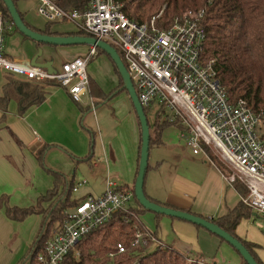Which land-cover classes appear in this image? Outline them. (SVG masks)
<instances>
[{"label": "built area", "instance_id": "built-area-1", "mask_svg": "<svg viewBox=\"0 0 264 264\" xmlns=\"http://www.w3.org/2000/svg\"><path fill=\"white\" fill-rule=\"evenodd\" d=\"M61 3L38 0L37 13L51 23H72L77 30L119 50L145 111L152 113L156 122L176 125L181 140L194 154H202L214 164L215 160L224 163L231 170L228 174L222 172L230 186L235 188L241 182L247 189L248 194L241 195L242 203L264 214V114L255 112L244 98L232 100L220 80L216 61L207 60L203 54L207 40L205 10L178 15L165 28L158 20L167 10L166 5L150 21L140 23L130 19L118 0H85L74 9ZM12 28L0 9V72L27 81L56 80L75 102L81 103L90 93L87 70L99 54L98 47L90 46L86 54L51 73L29 61L7 56L5 43ZM107 182L99 195L86 193L72 198L77 202L64 212L63 223L39 257L41 264H64L85 236L118 213H126L127 223L131 217H138L133 189ZM86 183H76L73 191L78 193ZM148 242L167 245L150 228L138 231L133 244L146 247ZM125 252V245L119 243L117 254ZM186 258L192 264H208L205 259Z\"/></svg>", "mask_w": 264, "mask_h": 264}, {"label": "crops", "instance_id": "crops-1", "mask_svg": "<svg viewBox=\"0 0 264 264\" xmlns=\"http://www.w3.org/2000/svg\"><path fill=\"white\" fill-rule=\"evenodd\" d=\"M24 16L26 21V13ZM52 25V31L58 33L78 32L77 30L61 31L52 28ZM45 27L46 25L38 29H45ZM14 31L16 30L12 28L8 32L7 39ZM21 36L26 39L22 34ZM31 42L28 49L29 62L41 47L44 50L42 61H54L56 70H59L65 62L86 54L90 49L89 45L84 44L61 48L59 46L43 47L34 41ZM6 54L10 59L12 58L7 50ZM54 56L56 61L58 56L62 58L58 67L55 65ZM95 59L97 64L89 65L90 79L96 91L101 90L108 95L120 85V76L115 70L112 58L105 53H99ZM18 81L26 80L4 71L0 72V97L8 92L11 95L8 111L0 110V259L5 261L2 264H19L23 260L43 222L41 214L30 215L22 222L15 221L6 214L8 205L18 208L36 206L39 196L46 194L54 187L53 176L49 175L39 162L37 156L39 150L50 147L45 151L47 167L65 173L68 175V180H73L77 184L86 180L76 179L77 170L83 168L85 164L92 170L91 179L104 183L102 190L94 193L86 180L87 183L83 185L78 195L73 197L77 199L86 193L96 195L103 193L108 180L116 182L119 186L133 187L139 167V146L142 137L140 120L135 114L133 103L127 92H122L128 96L121 101L126 109L123 114H120L121 117L116 116L118 112L114 107L109 108L112 98L94 100L89 93L84 96L81 103H77L68 90L59 85L46 86L43 90L46 93L45 100L21 113V104L28 99L29 95L23 85L19 84L16 87L15 82ZM86 98L87 102H85ZM101 100L103 102H100ZM98 135L101 137L106 157V160L100 159L101 162L96 161L95 151L92 149L95 147ZM88 156L90 158L85 159ZM205 161L212 163L210 160ZM212 164L216 171L210 169L204 178L197 176L201 179L196 177L201 182L197 184L179 176L173 177L162 160L156 161L153 165L150 164L152 169L148 171V174L152 172L153 182L150 183L149 176L148 178L146 176L145 191L148 196L160 203H167L175 208L190 211L192 214L204 218L223 217L229 209H233L240 202L241 195L224 179L221 169L216 164ZM161 171L169 181L173 180V186L178 188L177 190L167 192L166 195L158 194L161 190L158 174ZM164 217L165 215L160 218L154 216L155 229L158 236L160 237L159 233L162 236L159 239L169 245L171 243L164 241L168 239V233L162 226ZM245 220L243 218L239 223L237 234L240 238L259 244L257 252L264 261V237L261 233L248 228L246 224L243 226L242 223L247 221ZM169 222L175 232L176 239L172 242V246L176 251L192 258L201 257L199 259H205L210 264H244L241 256L231 249L232 247L222 243L218 237L206 229L184 220ZM156 225L160 230L162 229V232L156 228ZM221 254L223 257H220ZM211 258H213L212 262Z\"/></svg>", "mask_w": 264, "mask_h": 264}, {"label": "trees", "instance_id": "trees-1", "mask_svg": "<svg viewBox=\"0 0 264 264\" xmlns=\"http://www.w3.org/2000/svg\"><path fill=\"white\" fill-rule=\"evenodd\" d=\"M18 1L19 0H14L16 5L18 4ZM83 1L85 0H62L61 4L69 9H74L77 8ZM118 1L122 5V10L126 12L130 19L140 23L150 21L157 14H159L162 10L161 8L166 5L167 10L163 14L162 18L158 20L159 24L165 28L169 27L172 19L178 15H183L188 11H201L204 9L206 13L204 23L206 27L207 40L204 45L203 54H205L207 60L216 61V67L219 71L220 80L223 85L226 86L232 100L237 101V99L244 98L248 101L250 107L255 112H261L264 114V0ZM0 9L5 14L6 20L9 24H12L13 28L20 32V30L15 26L4 0H0ZM19 12L22 14L24 19V13L20 10ZM52 24L53 23L47 21L45 29H38L29 24L28 26L30 29H34L44 35L90 36L86 32L80 30L76 33H58L56 31H52ZM23 36L24 38L29 39L25 35ZM35 43L39 46L43 45L38 42ZM98 50L99 53L103 52L99 48ZM114 65L116 72L120 76V85L117 89L113 90L112 93L107 95L104 92H101V90L96 91L95 86L90 79L89 89L94 100L97 98L107 100L119 93L128 92L123 88V78L115 63ZM15 84L16 87L19 84L23 85L24 90L29 95L28 99L24 100L21 104V113H24L30 106L34 104H41L45 100L46 93H44L43 90L46 86H60V83L56 80H26L18 81L17 83L15 82ZM102 100L100 102H103ZM10 101V92L0 97V110L4 112L8 111ZM145 112L147 115V111ZM1 120H3V118ZM155 125L157 136L154 138L150 133V148L155 145L160 146L162 143L161 127L165 125L172 126L170 122H160V120H158ZM141 146L142 137L139 146L140 152L138 164L142 153ZM48 148L50 147H47L46 149ZM46 149L43 148L39 150L37 152V156L42 168L45 169L49 175L53 176L54 187L46 194L39 196L36 206L28 208L10 207L9 205L6 206L7 216L18 222H22L30 217V215L34 214H41L43 216V222L38 235L31 244L26 256L19 264H41L39 262V257L40 255L45 254V246L48 240L52 238L55 230L63 223L65 218L64 212L70 205L77 202L75 199H72V191L76 183H74L73 180H68V175L65 173L47 167L45 163ZM92 155L93 154L91 153V156ZM73 158L78 160L76 157ZM89 158L90 156L85 159ZM148 165L149 171L152 169V165H150V163ZM217 166L219 167L220 165ZM139 168L140 166L138 167L137 175ZM127 188H132L134 196L136 197L135 185ZM235 189L240 195L245 196L248 194L247 189L241 182H237L235 184ZM145 194L147 195L146 191ZM147 197L159 205H165L175 210L179 209L164 202L160 203L148 195ZM135 205L134 211L138 214L137 218L131 217L130 222L127 223L124 220L126 213L116 214L111 221L105 223L94 232L85 236L77 247L66 257L64 264H192L188 262L183 253L176 251L169 245H166L165 247L155 246L154 243L148 242L146 247H142L140 245L133 244L136 233L140 230H147L142 220V216L148 211L140 204L137 197ZM187 212L191 213L190 211ZM154 214L156 218H160L164 215L157 213ZM252 215L253 211L246 207L242 203V200H240V202L233 209H229V212L225 214V216L219 218L212 217L210 220L229 232L239 241H242L251 255L255 257L257 262H259V264H264V261L257 252V248H259L260 245L245 240L242 237L240 238L237 234V228L241 220L243 218H250ZM198 227L203 228L201 226ZM156 228H158V225H156ZM153 231L159 238L157 229ZM210 233L218 237L214 233ZM219 239L222 243L227 242L221 238ZM119 243L125 245V253L117 254ZM110 254H115V257L111 258ZM241 258L243 259L244 264H248L244 260L243 256H241Z\"/></svg>", "mask_w": 264, "mask_h": 264}, {"label": "rangeland", "instance_id": "rangeland-1", "mask_svg": "<svg viewBox=\"0 0 264 264\" xmlns=\"http://www.w3.org/2000/svg\"><path fill=\"white\" fill-rule=\"evenodd\" d=\"M37 1L38 0H19L17 7L20 11H23L24 13H26V21H28L29 24H32L33 26H35L37 28H43L47 24V21L37 13V9H36ZM52 28L59 29L61 31H63V30H75L76 31L78 29L77 27H75L74 24L68 23V22L53 23ZM29 43H32V42L29 41L28 39H23L21 36V33L16 30L9 37V39H7V42L5 45H6L7 52L12 57L11 58L12 60L19 59V60L30 61L29 60L30 55H28V49H29V45H30ZM80 45H82V44H80ZM42 46L48 47V46H52V45L43 44ZM55 47H58V46H55ZM65 47H72V46H65ZM60 58H61V56H58L57 57L58 60L56 61V57L54 56V59L56 61L55 65L57 67L59 66V64L62 60V58L61 59ZM96 60L97 59L92 61L90 64H94ZM95 64H97V62ZM89 65H88V70H87L88 74L90 72L89 71ZM126 96H128V95H126V93H122V94H119L117 96L112 97V99L110 101L109 108L114 107L116 109V111L118 112V113H116V116L117 115L120 116V114H123L125 112V110H126L125 106L122 104L121 101L124 98H126ZM85 102H87V98L85 99ZM133 107H134V105H133ZM134 111H135V107H134ZM135 114H136V111H135ZM147 116L149 118L150 133L155 138L157 136L156 125H155L156 120L153 117L152 113H148ZM161 129H162L161 130L162 142H164V143L160 146L155 145V146H152V148H150V158H149L150 164L153 165L156 161L162 160V163H164L165 167H168V170L172 173L173 177L179 176V178H182V179L188 180L191 183L194 182L197 184L201 183L198 180V179H200L198 177L204 178L210 169H214L216 171V169L212 163L205 161L207 159L204 155H202V154L196 155V154H194L193 150H191L190 148H188L186 146L184 141L181 140V138H180L179 129L177 128L176 125L175 126L174 125H172V126H166L165 125V126H162ZM93 151H95L96 161H100V159H101V161L106 160L105 153L103 151V143L101 141L100 136L98 137V139H96L95 147L93 148ZM215 163L217 165H220L219 167L223 173L228 174V172L231 171L224 163H221L219 160H215ZM102 165H104V164H102ZM82 167L83 168L77 170L76 179L77 180L86 179L89 183V187H92L93 192L99 193L102 190L104 183L101 181L95 182L93 179H91V175H92L91 171L92 170L89 167H87V165L84 164ZM103 172H104V169H103ZM88 173H89V175H88ZM189 173H191V174L194 173V174L188 175ZM148 176H149V178H148ZM158 176H159V180L161 181V190L158 191L159 192L158 194L166 195L167 192H172V191H175L178 189V188L173 186V180L172 179L169 181L165 177L163 171H161L158 174ZM147 178H148V181L150 183L153 182L152 172L147 175ZM74 183H76V182L74 181ZM76 195H78V193L72 191V198ZM154 216H155L154 213L150 212V211H147V213L144 216H142V220H143L146 228H150V229L154 228L152 230H156L155 229ZM171 219L173 221L182 220V219H176V218H172V217L170 218L169 216L165 215L164 220H163L162 226L165 227V230L168 233V239H166V240L164 239V241L167 242L168 244L171 243L169 245L171 247H173L172 242L176 238H175L174 229L171 227V224L169 222V221H172ZM244 219H246L247 221L245 220L246 223H242L243 226H245V224H246V226L248 228H251L255 232L261 233V235H263V237H264V214H258V213L256 214L255 212H253V215L250 218H244ZM160 231L162 232V229ZM159 235H160V237H162L160 233H159ZM225 245H228L230 248L232 247V246H230V244L228 242H226ZM231 249H234V248L232 247ZM234 251L237 252L235 249H234ZM220 257H223V255L221 254ZM199 258H201V257H199ZM210 261L212 262L213 258H211ZM4 262L5 261H3V259H0V264H2ZM25 264H28V263H25ZM208 264H210V263L208 262Z\"/></svg>", "mask_w": 264, "mask_h": 264}, {"label": "water", "instance_id": "water-1", "mask_svg": "<svg viewBox=\"0 0 264 264\" xmlns=\"http://www.w3.org/2000/svg\"><path fill=\"white\" fill-rule=\"evenodd\" d=\"M6 6L8 7L9 13L12 16L13 22L17 29L20 32L28 37L31 41L38 42L41 44L52 45V46H79L80 44L89 45V46H96L101 49L107 56L112 58L114 63L116 64L119 73L123 78V88L128 91L129 97L131 102L135 107V111L137 114V118L140 120L141 124V134H142V146H141V158L139 162V172L136 178L135 184V194L138 198L140 204L148 211L157 213V214H164L172 218L182 219L191 224H195L198 226L203 227L209 232L214 233L219 238L227 241L232 247L239 253L240 256H243L244 260L248 264H259L254 256L251 255L249 250L243 244L242 241H239L234 236H232L229 232L222 229L220 226L215 224L213 221L201 217L196 214L189 213L183 210H175L171 207H167L165 205H159L156 202L152 201L147 195L145 194V184H146V174L149 168V158H150V141H151V134H150V125H149V118H147L146 112L142 104L139 102L137 90L133 85V81L128 72L127 66L125 65L122 57L120 56L118 50L110 43L99 40L97 38H93L90 36H75V35H44L34 29H30L25 19H23L22 14L19 12L17 5L15 4L14 0H4ZM44 54L43 49H39L38 53L35 54L31 59V65L37 66L40 68H44L51 73L56 72L54 67V61L48 60L46 62L42 61V56ZM257 214V213H256Z\"/></svg>", "mask_w": 264, "mask_h": 264}]
</instances>
